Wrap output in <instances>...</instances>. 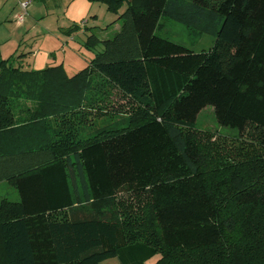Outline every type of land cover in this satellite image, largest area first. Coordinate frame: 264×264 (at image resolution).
<instances>
[{"label":"trees","instance_id":"1","mask_svg":"<svg viewBox=\"0 0 264 264\" xmlns=\"http://www.w3.org/2000/svg\"><path fill=\"white\" fill-rule=\"evenodd\" d=\"M88 1L125 7L111 38L83 25L84 67L0 60V264H264V0ZM161 16L213 45L158 38ZM114 95L128 126L81 138ZM208 105L231 145L194 128Z\"/></svg>","mask_w":264,"mask_h":264},{"label":"rangeland","instance_id":"2","mask_svg":"<svg viewBox=\"0 0 264 264\" xmlns=\"http://www.w3.org/2000/svg\"><path fill=\"white\" fill-rule=\"evenodd\" d=\"M96 3L100 4L102 9H105L104 4L98 2ZM124 7L125 6L120 9V11L118 12L119 14H114L105 10L107 16H101L99 18L100 25L93 28L92 31L101 39L111 38L121 24L120 19H115L117 15H120ZM54 14L61 15L62 11H55ZM54 18H46L42 21V23H39V25L37 23L33 24L34 26H36V32L41 33L45 32V30H48L44 34L47 36L46 38H44V42L47 43V46H51L49 47L50 51L54 53L57 52V55H62V50H64L65 52L63 56L65 62H67L70 59V56H72V54H70L71 51L69 50V48L71 49V47H75L77 49H73L75 53L80 51V55L82 58L81 60L88 63L87 58L90 56V51L85 49V47L83 46L85 35L82 36L80 32L76 30L77 33L73 34L74 39L72 41L68 43L63 42L62 39L66 35L63 34L60 29L56 28V24H59V26L62 25V20L59 19V22L56 21V23L54 21ZM158 23L159 25L154 31L158 38L161 37L167 39L181 45L182 47H184V49L186 48L187 50H191L193 52L209 50L216 38L215 33L209 34L199 32L198 30H194V28L188 27L182 22L174 20L167 16H161L158 20ZM40 25H42L44 28L40 29ZM45 26L48 29H46ZM51 32H54L53 36ZM16 60L18 59H14L15 63ZM84 64L81 66L79 65L80 67H78V69L84 66ZM66 71L68 73H72L74 72V68L66 66ZM113 99L112 100L114 103L111 107H114L116 110H111L112 108H109L106 111L104 110L105 113H94L93 115H89L88 120L80 125L79 133L81 138L94 134V132H97V130H99L100 128L121 129L128 126V120L125 112L127 111L126 109L128 108V105L126 103L119 105L121 107V112H117L118 107L116 108V104L122 99L117 97L116 95L113 96ZM194 128L211 133L213 135V139L217 138L220 141H225L227 142L226 145H231L237 139V130L228 127L227 125H220L215 118L212 107L209 105L205 106L198 112ZM2 198H6L14 202L19 201L18 192L6 180L0 181V199ZM120 200H127V198H121ZM66 215H68V217H71V213H67ZM157 256L158 254L149 258L144 262V264H152L153 262H155ZM100 264H118V261L115 257H110L100 262Z\"/></svg>","mask_w":264,"mask_h":264},{"label":"crops","instance_id":"3","mask_svg":"<svg viewBox=\"0 0 264 264\" xmlns=\"http://www.w3.org/2000/svg\"><path fill=\"white\" fill-rule=\"evenodd\" d=\"M22 1L24 0H0V60L12 57L13 64L25 70H37L62 63L65 69L66 66H70L76 71L78 67L86 64L81 60L80 51L75 53L73 50L76 49L75 47L69 48L72 56L67 62L63 56L64 50H62V55L51 52L49 48L51 46H47L44 42V38L47 37L44 34L48 30L41 33L36 32V26L33 24L39 25L46 18H54V16L55 22L61 19L62 25L56 24V28L66 35L62 41L68 43L74 39L73 34L77 33L76 30H70L69 26L73 23L78 24L80 26L78 32L83 36L86 32L82 28L83 25L98 27L99 18L107 16L106 8L102 9L100 4L88 0H31L23 21L18 22L16 14L20 12ZM55 11H62V14L55 15ZM39 28L44 27L40 25ZM51 34L53 36L54 32ZM15 57L18 59L17 64L14 62Z\"/></svg>","mask_w":264,"mask_h":264},{"label":"built area","instance_id":"4","mask_svg":"<svg viewBox=\"0 0 264 264\" xmlns=\"http://www.w3.org/2000/svg\"><path fill=\"white\" fill-rule=\"evenodd\" d=\"M30 3H31L30 0H24L20 3V12L18 14H16V19L18 22L23 21L25 15H26L27 8L30 5Z\"/></svg>","mask_w":264,"mask_h":264}]
</instances>
